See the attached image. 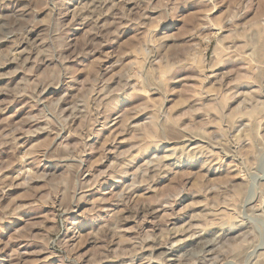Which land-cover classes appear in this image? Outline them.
I'll list each match as a JSON object with an SVG mask.
<instances>
[{
	"label": "rangeland",
	"instance_id": "1",
	"mask_svg": "<svg viewBox=\"0 0 264 264\" xmlns=\"http://www.w3.org/2000/svg\"><path fill=\"white\" fill-rule=\"evenodd\" d=\"M0 264H264V0H0Z\"/></svg>",
	"mask_w": 264,
	"mask_h": 264
}]
</instances>
